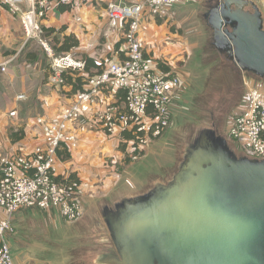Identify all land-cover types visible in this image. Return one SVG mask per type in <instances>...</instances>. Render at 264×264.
I'll list each match as a JSON object with an SVG mask.
<instances>
[{"label": "built area", "instance_id": "2783aa9c", "mask_svg": "<svg viewBox=\"0 0 264 264\" xmlns=\"http://www.w3.org/2000/svg\"><path fill=\"white\" fill-rule=\"evenodd\" d=\"M196 1L144 0L140 4L126 5L116 0L107 4L108 20L122 26L116 42L117 57L105 63L102 71L89 79L84 91L75 94L73 102L59 114L36 120L39 136L29 152L0 157V209L5 215L0 220V264H15L3 238L15 233L11 217L18 210H52L69 223L81 219L88 185L77 176L72 179L66 171H58L62 161L58 154L77 147L78 140L70 125L85 106L95 102L100 92L123 94V108L108 105L96 113L93 124L118 143L121 132L130 133L133 141H123L135 148L129 154L142 151L154 139L163 136L170 124L169 109L181 87V79L175 72L162 71L165 63L144 56L139 38L142 15L145 9L159 12L166 7L191 5ZM0 2L12 15L19 17L25 40H37L43 49L50 60V80L54 86H64V73H83L86 63L82 57L71 53L57 55L41 38L44 35L42 22L54 7L76 8L82 0H25L24 10L18 0ZM8 63L0 65L2 72ZM246 87L245 106L231 119L226 136L237 151H244L250 159L264 161V93L247 83ZM139 154L131 159L137 160Z\"/></svg>", "mask_w": 264, "mask_h": 264}, {"label": "water", "instance_id": "95a60500", "mask_svg": "<svg viewBox=\"0 0 264 264\" xmlns=\"http://www.w3.org/2000/svg\"><path fill=\"white\" fill-rule=\"evenodd\" d=\"M213 46L264 79V24L249 0H218ZM114 250L102 264H264V161L238 157L213 128L198 131L166 184L102 212Z\"/></svg>", "mask_w": 264, "mask_h": 264}, {"label": "rangeland", "instance_id": "374dc122", "mask_svg": "<svg viewBox=\"0 0 264 264\" xmlns=\"http://www.w3.org/2000/svg\"><path fill=\"white\" fill-rule=\"evenodd\" d=\"M253 2L259 3V0H253ZM205 11L206 7L203 4L201 6L172 7L169 11V13L171 12L170 18H167L164 16V12L149 10V16H152L158 24V28L162 30L161 34L164 33L171 38L172 45H162L163 49L161 50L163 52L169 51V53L160 55V58L175 66V73L177 72L176 74L179 75L182 86L177 93L179 95L183 93V95L181 97L176 94L177 97L175 96L171 106L173 116L170 119V128L166 129L163 138L151 145V151L147 155L143 156L152 142L145 146L142 151L137 150L136 153H140V157L137 160H132L131 156L136 153H129L134 152L135 148H130L128 144L125 146L109 139L97 125L90 129L81 122L80 124L84 126V129L75 132L79 138V144L77 149L72 152L75 153L76 159L87 156L89 162L100 163L98 167L93 166V171L103 165H111L113 159L119 155L122 157L121 167L132 163L122 174L117 190L128 189L127 192L130 194L138 192L135 195L138 196L152 189L156 184L151 183V180L156 177L162 178L166 174L165 170L171 168L174 163L172 173H176L179 164L183 160L185 148L199 130L214 126L215 130L221 129L224 133H227L231 119L240 113L245 106L246 83L249 84L252 77L250 78L248 73L242 74L243 76L240 75L241 72L238 68H235L225 55L216 51L211 36L212 30L203 18ZM46 20H48V17L43 22ZM99 24L104 28L106 27V21L103 19H100ZM44 34L45 36L41 35V38L54 49V45H57L56 39H60V36L50 35L48 32H44ZM23 37L24 46L20 49L21 51L16 53V49L8 50L7 55H3V57L10 56L6 61H9L10 65L16 66L17 73L15 77L20 79L24 76H20V69L17 66H22L25 75L27 74L24 80H18L19 84L15 80L19 86L26 85L28 87L34 82L32 80L34 78L31 76L33 71H31L28 64L39 62L38 67L40 65L43 73L39 81L42 82L40 86L46 85L44 89L39 87L41 88L40 92L50 96L54 94V84L49 79L52 73L50 60L37 40L26 41L24 34ZM103 42V37L101 40L99 38L98 43ZM8 75L6 70L4 72L0 70V112L3 113L0 116V123L3 121L7 125L6 134L8 137L14 138V135L19 137L24 134L23 128L27 121L42 116L43 111L41 103L36 97L35 99H29L21 94L23 98L18 99L20 94L16 87H12L11 92L6 89L4 82ZM256 88L263 92L260 86L259 88L256 86ZM63 93L67 94V92L62 91ZM14 125H17L16 128L12 127ZM9 140L11 141L10 138ZM236 155L250 159L244 151L239 150ZM171 178L164 179L163 184L168 183ZM150 184L153 186L146 188ZM120 200H100L98 215L101 221H103L102 208L107 206L113 209L114 204ZM51 214H54V224L50 222L49 225L47 224L48 227L45 228L52 236L54 235V245L48 237H43V243L34 245V247L42 249L37 251L36 255L44 254L43 256H45V253L55 250L61 254L62 258L67 255V251L79 245V235L76 229L78 224L76 222H66L57 212H51ZM43 218L42 213L36 211V219L43 223ZM107 236V241H110L108 233ZM28 250L33 251V249ZM84 251L86 249H83ZM24 253H26L24 249L13 251L14 261H19Z\"/></svg>", "mask_w": 264, "mask_h": 264}, {"label": "crops", "instance_id": "0c3cea01", "mask_svg": "<svg viewBox=\"0 0 264 264\" xmlns=\"http://www.w3.org/2000/svg\"><path fill=\"white\" fill-rule=\"evenodd\" d=\"M18 1H21L18 5L24 10L26 8L25 0ZM110 1L116 0H82L80 6L71 8L70 11L65 12H58L57 8L60 6L54 7V11H52L51 14L48 15V20L43 22V26H45L46 28H54L55 30H58L62 26H64L66 28L64 31V35H73L79 42L78 47L73 49L69 53L82 58L84 56H87L93 59L96 64H101L102 62H104L105 65V63L114 60L117 57L118 50L114 49V45L120 37L122 28L120 23L111 22L107 18L105 10L107 4ZM249 1L253 2V0ZM122 2L126 5H134L144 2V0H122ZM255 3L254 4L262 13L264 24V0H259V3ZM202 4L206 7V13L211 6L210 0H197L195 4L191 5H173L170 7H166L160 11L165 13L164 16L170 18L171 12L169 13V11L172 7H185L192 5L201 6ZM149 13V10H144L139 32V38L143 46L144 56L149 60L161 61L162 63H165V71L175 72V66H173L170 62H167L165 59L160 58V55L169 53V51L163 52L161 50L163 49L162 45H172V42L170 40L171 38L166 36L164 33L161 34L162 30L158 28V24L155 22L152 16H149ZM205 13L203 15L204 19ZM100 19L106 21L105 28L99 24ZM21 29L22 28L20 25L19 17L12 15L0 2V65L6 62V60L10 57H3V55H7L6 52L8 50L11 51L16 49L15 51L17 53L20 52V49L24 46V37ZM59 36L61 37L62 35ZM102 37L104 39V42L99 44V38L101 40ZM10 64L11 63H8L5 66V70L9 74L8 78L4 82L6 89L11 92L12 87H16V89H18V93L20 95L23 94L25 98L28 97L29 99H35L36 97L41 103L43 114L42 116H38L36 119H29L27 121L23 128V139L15 143L9 140V137L6 134V130L8 127L2 121V123H0V157L14 156L22 152H29L33 148L39 136V128L36 125V120L42 117L49 118L52 116H56L64 107L70 105L75 99L74 91L70 85H64L61 87L54 86V94H51L50 96H47V94H42V92H40L41 88L39 87H42L44 89L46 85L40 86L42 82L39 81L41 80L43 73L40 65L38 67L39 62L28 64L31 67V71H33L31 73V76L34 78L32 79L34 82L31 83V85L28 87L26 85L19 86L15 82V80H17L18 83V80H24L25 76H27V74L25 75V71H23V67L17 66V68L20 69V76L24 75L19 79L18 77H15L17 73L16 66ZM242 74L245 73L241 72L240 75ZM12 75H14V77H12ZM249 75L250 78L252 77L249 81V84L255 87L257 86L258 88L260 86L263 89L264 93V79L256 78L251 74ZM62 91L67 92V94H62ZM177 94L179 95V93ZM182 95L183 93H181V95L179 96L182 97ZM110 104H114L119 109L123 108V100L120 99L119 94L111 91H103L97 95V97L95 98V102L92 103V105L85 106L82 109V113L78 116L76 121L71 123L70 125L71 132L75 134L78 140V144L79 138L76 133L77 131H82V129H84V126H81L80 123L83 122L85 125H87V127H90V129L94 128V116L96 115V113L104 110ZM2 114L3 113L0 112V116ZM170 114L172 117V112ZM16 126L17 125H14L12 127L16 128ZM168 127L170 128V124ZM211 128L215 129L214 126H212ZM216 131L220 136L224 137L227 140L229 147L235 153H237L236 147L232 142L228 140L226 133H224L221 129H218ZM108 138L117 142L112 137ZM161 138H163V136L153 140L143 156L147 155V153L151 151V145H154L156 141ZM77 147L73 150H68V152L70 153V158L69 160L60 162V164L58 165V171L62 173L66 171V173L68 174L74 173L79 179H81L88 185V189L83 199V214L81 219L76 221V224H78V228L76 229L79 235V245L67 251V255L63 256L62 258L61 254L57 253L55 250L47 253H45L46 250L43 251L46 254L45 256H43L44 254L36 255V252L42 249L34 247V245L43 243V237H48L50 241H53L52 243L54 245V235L52 236L49 232H47L45 227H48L47 224L49 225L50 222L54 224V214H51V212L55 211L51 210L44 212L36 210L41 212L42 216L44 217L43 223H41L36 219L35 210L20 209L11 217V223L15 229V233L6 234L3 238L4 242L10 248L12 255L13 251H18V249H24L26 251V253H24L20 257L19 261H14V263L102 264V262H104L105 257L103 256V254H105L107 251L108 231L104 221H101L99 218L98 204H100V200L103 199H114L115 201H117L124 198H131L132 196L138 194V192L135 194H130L129 192H127L128 189L117 190L118 185L121 182L122 174L124 173L125 169L132 163L121 167L122 157H120L121 155H119L118 157L113 159L111 165H103L101 166V168H96L93 171V166L98 167L100 166V163L89 162L87 156L76 159V155L74 156L75 153L73 154L72 151L76 150ZM83 163H85V165H83ZM174 164L171 166V168L165 170L166 174H164L162 178L156 177L154 180H151V183L163 184L164 179L172 177ZM150 186L153 185L150 184L146 188ZM4 216L5 215L3 211L0 209V220L3 219ZM28 249H33V251L30 252ZM83 249H86L87 252H83Z\"/></svg>", "mask_w": 264, "mask_h": 264}, {"label": "trees", "instance_id": "16d2710c", "mask_svg": "<svg viewBox=\"0 0 264 264\" xmlns=\"http://www.w3.org/2000/svg\"><path fill=\"white\" fill-rule=\"evenodd\" d=\"M57 9H58V12H65V11H70L71 8L66 7V6H60ZM41 29H42L43 33L48 32V34H50V35H52V34H56L58 36L62 35L60 37V39H56L57 45L56 44L54 45V52L57 55L69 53L73 49L77 48L79 45L78 40L73 35H64V31L66 29L64 26H62L58 30H55L54 28H46L45 26H42ZM114 46H115L114 49L118 50V48H119L118 44L116 43ZM83 58H84L85 63H86L83 73H81V74H79V73H64L63 74L64 85H70L74 91V94L83 92L85 89V86H87L89 79L91 77L99 74L104 67V62H102L101 64H96L93 59H91L87 56H84ZM165 69L166 68H163V66L161 67L162 71H165ZM119 96H120V99H123L122 93L119 92ZM9 138L11 139V141L13 143H15V142L20 141L23 138V134H21L19 137L14 135V138H11L9 136ZM120 139H121V141L119 142V144H124L125 146H126V143H124L123 141H126V142L133 141L132 135L126 131L121 132ZM58 157L62 161H66V160H69L70 153L66 149V150L60 152L58 154ZM70 177L72 179H74L76 177V174L72 173L70 175Z\"/></svg>", "mask_w": 264, "mask_h": 264}, {"label": "flooded vegetation", "instance_id": "af4514ba", "mask_svg": "<svg viewBox=\"0 0 264 264\" xmlns=\"http://www.w3.org/2000/svg\"><path fill=\"white\" fill-rule=\"evenodd\" d=\"M210 4H211V6L209 7V9L207 10V12L205 13V16H204L205 19H206V16H207L208 11H209L211 8H213V7H217L218 4H219V2H218V0H210ZM206 21H207V19H206ZM150 190H151V189H150ZM150 190H148V191H150ZM148 191L145 192L144 194L148 193ZM141 195H143V194H141ZM114 205H115V204H114ZM106 207H107V206H105V207L102 208V210H101V215H102V212L104 211V209H105ZM108 208H109V207H108ZM113 209H114V206H113ZM108 234H109V233H108ZM109 238H110V236H109ZM112 251H115V250H114L113 243H112V241H111V239H110V241H109V240L107 241V251H106L105 254H103V256H104V257L109 256L111 253H113Z\"/></svg>", "mask_w": 264, "mask_h": 264}]
</instances>
